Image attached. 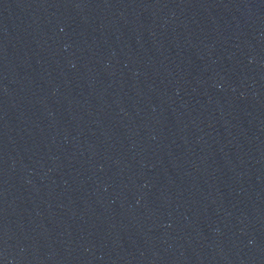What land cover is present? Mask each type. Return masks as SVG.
I'll use <instances>...</instances> for the list:
<instances>
[{
    "label": "water",
    "instance_id": "obj_1",
    "mask_svg": "<svg viewBox=\"0 0 264 264\" xmlns=\"http://www.w3.org/2000/svg\"><path fill=\"white\" fill-rule=\"evenodd\" d=\"M0 264H264V0H0Z\"/></svg>",
    "mask_w": 264,
    "mask_h": 264
}]
</instances>
